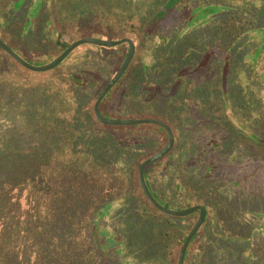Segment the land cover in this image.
Segmentation results:
<instances>
[{"label":"trees","instance_id":"16d2710c","mask_svg":"<svg viewBox=\"0 0 264 264\" xmlns=\"http://www.w3.org/2000/svg\"><path fill=\"white\" fill-rule=\"evenodd\" d=\"M67 2L0 0V40L28 63L13 47L29 59L38 58L42 54L29 57L26 52L36 53L28 45L41 35L45 38L41 46L53 48L50 62L77 41L73 37L77 28L87 31L86 37L94 33L102 40L136 36L135 53L126 69L133 71L126 78L123 74L106 94L99 106L101 115L102 107L109 112V104L121 87L125 91L121 105L125 97L137 91L152 66L159 75L167 74L175 97L185 95L180 85L186 75L205 71L211 65L220 69L216 86L207 87L199 81L192 91L198 93L200 106L191 102L196 123L184 128L187 145H180L169 126L176 139L174 147L145 167L144 179L152 197L165 209L184 210L194 204L206 209L205 220L189 243L183 264L234 261L235 245L244 237L224 232L222 220L216 218L215 202L195 196L194 185L205 192L228 191L232 197L241 187L253 185L264 195V0H122L123 5L112 1L111 11L95 2L74 19L69 16ZM19 14L23 26L14 35L12 29L18 26L15 20ZM76 18L78 22H70ZM166 21L172 27L161 28ZM122 46L126 44L113 49L79 46L46 73L26 71L0 49L8 63L14 64L9 68L1 65L11 85L2 100L11 103L4 106L0 116L4 125L0 129V157L4 153L9 163L15 161L8 171L4 167L0 172V193L7 199V206L0 211V242L9 234L6 226L13 225L16 240L22 241L14 245L17 255L33 256L35 264H121L129 239L107 223L114 211L113 199L120 193L135 198L142 221L163 229L158 232V240L166 251L167 264H177L181 246L199 215L178 218L155 209L137 177L138 165L154 153L138 162L142 152L138 147L116 139L113 131L103 127L104 132L100 131L96 125L106 126L95 119L93 106L119 68ZM87 60H94L100 69L84 68ZM68 64L72 68L65 70ZM51 75L57 93L35 84ZM124 81L125 86H121ZM211 105L215 106L213 116L202 117ZM166 158V172L173 170L174 197L163 194L155 176L158 164ZM2 161L4 157L1 165ZM150 166L154 167L151 171ZM123 168L127 171H120ZM217 173L228 179L217 180ZM245 215L244 220L258 216L264 225L263 211ZM142 240L139 236L143 253L148 249ZM135 262L131 260V264Z\"/></svg>","mask_w":264,"mask_h":264},{"label":"rangeland","instance_id":"374dc122","mask_svg":"<svg viewBox=\"0 0 264 264\" xmlns=\"http://www.w3.org/2000/svg\"><path fill=\"white\" fill-rule=\"evenodd\" d=\"M112 1L114 2V4L123 5L122 0H68L67 8L69 11L70 18L74 19L73 17H75L76 15H83L84 11L89 8V5L92 3L94 4L95 2H97V5H107L106 10L111 11ZM78 21L79 20L77 18L74 21L70 20V22L72 23H76ZM15 22L18 26L12 29V33L14 35L17 34L18 30L22 29V14H19ZM172 25V23L166 21L160 26L161 28H163L172 27ZM86 33L87 31H81L79 30V28H77L75 34L73 33V37L74 39L76 38L77 40H79L83 36L86 37ZM88 34V37L97 38V35L94 33ZM43 38L44 36L42 35L37 37L36 39L34 38V43H29L28 45L31 46V51H35L36 53L30 51L26 52L29 57H33L35 54H42V56L38 58L29 59L28 57L22 55L20 49H16L15 47L13 48L22 57H24L26 61H29L28 63L30 65L36 67L44 66L48 64V62H50V60L53 58L54 51L53 48L50 49V45L48 44L41 46ZM126 38L131 39L134 43L137 40L136 36L131 35L126 36ZM115 39L117 38H114L112 40ZM64 41L68 42L67 35H64ZM127 46L128 45L126 44V46H122L121 48L124 53L122 55V58L119 60V67L120 62L124 59V56L128 51ZM41 48H43L44 50L41 51ZM38 50H40L41 52ZM98 54L99 52H97V55ZM8 62L9 59L0 52V100L3 99V97L6 95V91L9 90L11 86L10 82H8L9 79L3 75V71L1 69V65L5 66L6 68H9L11 65H14L9 64ZM96 64L97 63L94 60L93 62H89L87 60L83 63L82 66H84V68L89 69H100L98 67H95ZM153 67L154 66L150 67V69L147 70L149 73V77L147 76L146 80L143 78L139 82V87L137 88L138 90L134 91L132 95L125 97V101L122 105L119 104V106H116L119 103L117 101L118 95L121 93V96L123 97V94L125 93L124 88L122 92H119L121 91V87L118 93L116 94V97L112 99V110L109 108V112H107V114L102 110V116L104 118L114 120L142 119L163 122L174 130V134H177L176 136L179 139L178 141L180 142V145L182 146V144L184 143V146H186L187 144L185 143V141L187 142L188 139L184 128L193 127L196 123V120H194L196 119L194 117V109L193 107H191V102L193 101L194 103H196V107L200 106V98L197 96L198 93L195 92L193 94L192 91L195 90V87L198 85L199 81H201V83L204 82L207 87L216 86L217 83L214 82H216V79L220 76L221 71L217 66L214 69L211 65V67L206 69L205 71L198 72L197 74L196 72H193L194 74L186 75V80H184V82L180 85L183 87L184 91L182 90V92H185V95L181 94L180 96L178 95L175 97L174 94L176 91L174 89L170 90L172 84L171 82H169L167 74L159 75V72H155V67ZM64 68L65 70H68L72 67L68 64ZM16 69L18 70L19 67L16 66ZM131 71L133 70L129 69L128 71H126V73H124V78H126V75H128V73H131ZM139 76L141 77V74L137 75V78H139ZM54 79L55 77L53 75L42 77L35 84L42 88L48 89L50 93H57L53 85ZM121 86H125V81ZM190 93L193 94L192 97H188V94L190 95ZM12 102L16 103L17 101L12 100ZM10 103L11 102L9 100L8 102H5L3 100L2 102H0V116L1 112L4 109V106ZM205 104L208 105V102L206 101ZM214 110L215 106L211 105L208 108V113L204 116L202 115V117H212L214 114ZM199 117H201V115ZM96 125L99 126L100 131L104 132L103 128L108 131L110 130L111 132L113 131L115 138L117 137L116 139L119 138V140L121 142H125V144H132L130 146L135 145V147H138L142 151L141 153H139V156L137 158L138 162L145 159L146 156H149L153 153L156 154L157 152L162 150L166 146L168 141V139H166V132L164 130H160L159 128L155 127V125L151 124L129 126H101L98 124ZM3 126V124H0V129H3ZM7 130L8 128H4V131ZM207 135L208 133H206V137ZM125 148H127V146ZM2 149H5V147H3ZM3 157L5 159V162L2 161V165L0 164V172L4 167L6 168V171H8V167L15 163V161H11L9 163L7 160V156L4 153L1 154L0 159H2ZM167 162L168 158L158 164V168L160 169L156 172L155 176L156 179L160 182V184H162L161 191L163 192V194L166 196L170 195L171 197H174L176 195V192L174 191L173 186V170L170 167V170H172V172H166L167 170L165 169V165ZM110 164L113 165V157ZM149 168L150 171L154 169L153 166H150ZM6 171L2 172L4 177L6 176ZM120 171L125 172L127 171V169L123 168L120 169ZM112 174H114V170H112ZM166 174L169 175L168 179L165 178ZM216 178L217 180L222 181L225 178L228 179V176L224 178L223 173H217ZM194 188L195 196L204 197L208 201L213 200V202H215L217 209L216 218H218V220H222L221 226L224 232L232 235H238V237H244L242 238V240H239L238 243L235 245L237 251V258L232 262L228 261L226 264H262V261H264V225L262 224L258 216H256L255 218H251L250 220H244V217L246 216L245 214H247V212L249 211L264 212V195H262L261 192L258 193L253 185L241 187V191L237 192L235 197H232L234 195L230 196L228 191H202V188L199 187L197 184L194 185ZM113 200L115 203L113 205L114 211L112 212V217L107 220L108 226L109 228H112L113 231H117L123 237H127L129 239V241L127 242V247L125 249L123 248L124 252L123 255L120 257V260L122 261L121 264H131V260L133 259H135L136 261L134 264H167L166 251L161 242L158 240V232L163 229L160 227H156L145 220L142 221V218L139 215L141 208L135 205V198H133L132 196L127 195L126 193H120L118 198ZM0 201L1 211L4 207L7 206V199L5 193H0ZM193 206L196 205L194 204L191 207ZM169 208L171 209L168 210L179 211L173 209V207ZM198 216L194 218L196 221L198 219ZM167 220L171 221V219ZM183 224H185V222L181 223L182 226ZM6 227L10 235L8 234V236H5L4 238L6 240L4 239L5 241L1 240L0 242V264H32L33 262L35 264L36 261L35 257L33 259V256L21 257L17 255V246L19 244H22V241L16 240V233L13 232V229L15 227L13 225L12 227L10 225H7ZM256 227H261V229L254 230ZM139 236H143L142 245H147L146 248L148 249V251H144L143 253L140 252L141 246H139ZM250 237H252L251 241L249 240ZM16 244L17 246H14ZM112 244L115 245V243ZM146 252L147 254H144ZM105 264H112V262H106Z\"/></svg>","mask_w":264,"mask_h":264},{"label":"water","instance_id":"95a60500","mask_svg":"<svg viewBox=\"0 0 264 264\" xmlns=\"http://www.w3.org/2000/svg\"><path fill=\"white\" fill-rule=\"evenodd\" d=\"M122 44L128 45V51H127L126 55L124 56V59L120 62L119 69L117 70V72L115 73L113 78L109 81V83L106 85V87L103 89V91L99 94L98 98L96 99L94 106H93V115L99 123H101L102 125H106V126H129V125L151 124V125H155V126L162 128L166 132L167 137H168V141H167L166 146L162 150L157 152L156 154L152 155L151 157H149L148 159L143 161L138 166V168H137L138 183H139V186H140L143 194L145 195V197L149 201V203L155 209H157L159 212H161L164 215L171 216V217L183 218V217H187V216H189L195 212L199 213L197 221L195 222L192 229L188 233V235L185 238V240L181 246V249L179 251L177 264H183L186 249H187L189 243L191 242L192 238L194 237V235L199 230V228L201 227V225L203 224V222L205 220L206 209L201 205H196V206L189 207V208H186L184 210H179V211H172V210L165 209L152 197V195L150 194V192L146 186L145 179H144L145 167L149 164H152V163L159 161L160 159L165 157L172 150V148L174 146V142H175V138H174V134H173L172 130L170 129L169 126H167L166 124H164L163 122H160V121L142 120V119H140V120H114V119L104 118L99 113V106H100L102 100L104 99L106 94L112 89V87L117 83V81L121 78V76L123 75V73L125 72L127 67L129 66V64H130V62L134 56L135 45H134L133 41L129 38H123L120 40H118V39L102 40V39H97L94 37H86V38L79 39V40L73 42L57 58H55L50 63H48L44 66H40V67L32 66L29 63L25 62L21 57H19L16 53H14L1 40H0V49L5 54H7L11 59H13L18 65H20L22 68H24L25 70H27L29 72H33V73H45V72L53 70L58 65L62 64L63 61L66 59V57L69 56V54L72 51H74L76 48H78L79 46L91 45V46L102 47L105 49H113V48L118 47Z\"/></svg>","mask_w":264,"mask_h":264},{"label":"flooded vegetation","instance_id":"af4514ba","mask_svg":"<svg viewBox=\"0 0 264 264\" xmlns=\"http://www.w3.org/2000/svg\"><path fill=\"white\" fill-rule=\"evenodd\" d=\"M128 68V67H127ZM126 71V70H125ZM124 74V73H123ZM123 76V75H122ZM121 76V77H122ZM122 88H121V91H119V92H122ZM121 96V93L118 95V98H117V101L119 102L116 106H119V104H120V102H121V100H122V96ZM109 108L112 110V103H111V105L109 104ZM102 110H103V107H102ZM107 114V113H106ZM101 115V114H100Z\"/></svg>","mask_w":264,"mask_h":264}]
</instances>
